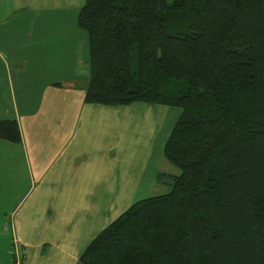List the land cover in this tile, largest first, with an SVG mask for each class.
<instances>
[{"label":"trees","instance_id":"obj_1","mask_svg":"<svg viewBox=\"0 0 264 264\" xmlns=\"http://www.w3.org/2000/svg\"><path fill=\"white\" fill-rule=\"evenodd\" d=\"M76 22L85 103L181 109L170 191L132 203L79 264H264V0H84ZM0 138L20 142L15 119Z\"/></svg>","mask_w":264,"mask_h":264},{"label":"crops","instance_id":"obj_2","mask_svg":"<svg viewBox=\"0 0 264 264\" xmlns=\"http://www.w3.org/2000/svg\"><path fill=\"white\" fill-rule=\"evenodd\" d=\"M45 2L72 4L0 3V11L18 19L0 22V120L15 119L20 131L19 143L0 138V264H79L88 244L87 218L108 213L93 214L87 205L104 202L94 197L95 186H109L113 199L123 193L119 150L110 135L114 113L131 104L84 102L87 35L77 22L67 27L38 19ZM103 169L113 171L112 180L95 177Z\"/></svg>","mask_w":264,"mask_h":264},{"label":"rangeland","instance_id":"obj_3","mask_svg":"<svg viewBox=\"0 0 264 264\" xmlns=\"http://www.w3.org/2000/svg\"><path fill=\"white\" fill-rule=\"evenodd\" d=\"M1 1L3 0H0V3ZM71 1L72 4L66 5V7L62 2L56 5L45 2L43 10L37 11L38 19L43 17L47 24L57 25L64 23L67 27L73 26L77 19V9L81 7L84 0H80L81 2L77 7L75 5L79 3V0ZM20 15L23 16V13ZM6 20L18 23V19H12L7 13L0 11V22ZM10 62L14 66V62ZM169 81L176 84L179 82L175 80ZM184 84L186 85V83ZM130 106L126 107L128 110L114 113L113 116L118 118V121L113 132L114 136L110 135L115 140L119 150V158L116 164L120 168L119 172H122L123 175V193L121 197L113 199L106 193V190L110 189L109 186L102 184L95 186L93 190L95 193L94 197L100 198L104 202H98L95 205L87 202V205L91 207L93 214H96V212L101 214L105 210L108 213L105 218H97L95 216L87 218V243L105 227L104 225L115 219L135 201L170 191V176L180 173L179 168L165 159L163 145L181 109L148 102H135ZM116 174L117 172H114V175ZM96 176H107V179L112 180L113 171L103 169ZM136 176H138V182ZM131 178L133 180L129 183ZM119 189L118 186V192ZM33 195L34 193L32 192L27 200H30ZM13 237L17 240L19 238L15 235ZM12 243L15 244L14 242ZM18 245L20 246V243L17 242L15 246L18 247ZM12 249L14 254V245H12Z\"/></svg>","mask_w":264,"mask_h":264}]
</instances>
